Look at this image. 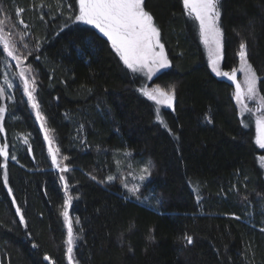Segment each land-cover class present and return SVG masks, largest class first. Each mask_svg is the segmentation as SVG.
<instances>
[{
	"label": "trees",
	"instance_id": "16d2710c",
	"mask_svg": "<svg viewBox=\"0 0 264 264\" xmlns=\"http://www.w3.org/2000/svg\"><path fill=\"white\" fill-rule=\"evenodd\" d=\"M0 5L70 169L64 177L73 197L77 264H264L263 151L243 124L234 85L208 65L182 0H145L172 62L151 84L176 89L175 111L162 116L178 140L154 120V103L138 91L142 78L123 65L98 29L77 23L60 31L66 17L78 13V0ZM221 10L222 70L238 67L245 41L264 95V0H221ZM4 57L0 48V87ZM12 96L15 102L0 99L8 106L0 145L9 151L8 185L0 169V264H69L61 173L19 89ZM127 150L151 161L145 190L159 199L152 196L151 208L128 198L118 181L106 180L116 171L117 152Z\"/></svg>",
	"mask_w": 264,
	"mask_h": 264
},
{
	"label": "snow or ice",
	"instance_id": "6c2138e0",
	"mask_svg": "<svg viewBox=\"0 0 264 264\" xmlns=\"http://www.w3.org/2000/svg\"><path fill=\"white\" fill-rule=\"evenodd\" d=\"M183 8L186 14L198 22L199 34L201 41L205 45L209 61L212 70L216 75L225 77L228 80L235 83V100L240 106L241 115L246 111L252 113L253 109L249 108L245 103V98L248 100L256 101L255 112L259 115L255 118L256 137L255 143L259 148L264 149V95H261L258 90V83L260 77L257 75L255 69L248 60V48L245 41H241L237 56L239 57V69L233 68L229 71H222L219 67L220 62L223 60L224 51V31L221 26V0H182ZM71 7V5H69ZM21 10H18V12ZM19 23L24 24L21 19ZM77 23H83L85 25H91L93 28L98 29L108 41L111 42L112 49L119 55L123 65L134 74H142L148 80H151L160 70L171 67L172 62L169 60L167 54L164 51V44L161 43L160 29L155 23L154 16L146 10L145 0H78V13L69 15L66 17L63 27L60 29L62 32L65 28H70ZM27 28L28 25L24 24ZM3 29L0 28V44L3 45V49L7 51L17 62L22 61L21 55H16L13 52L15 45L12 41L3 36ZM59 35V32L57 33ZM85 43L91 44L90 41L85 40ZM27 47V45H24ZM39 49V44L36 45ZM27 55H32L29 52ZM26 59V57H23ZM39 59V56L36 57ZM237 71L244 74V85L242 89L241 84L237 81ZM32 72L31 66L27 69L21 68L18 76L21 81V90L24 96L27 97V101L30 103L32 109L35 110L36 119L41 121V127H44V121L46 117L43 115L39 101L34 95L37 89L35 75H29ZM5 84L8 88L14 87V85L5 78ZM139 93L146 97L147 100L152 101L155 105L154 108V120L173 137V139H179L172 129L167 124L166 120L161 114V106H167L175 111L174 102L176 100V89L174 86L170 88L160 87L159 85L148 88L145 85H141L138 89ZM6 96L5 89L0 87V99ZM14 100V97H8ZM8 111V106L0 104V133L5 131L4 121L5 114ZM208 122H211L210 117H206ZM247 126V125H245ZM45 139L49 141V152L51 154L52 164L59 170L60 173L70 171L68 165H62L57 158L59 148L53 149L51 147L52 141L48 136V130H45ZM27 144V140L24 141ZM0 157H3V163L0 164L2 169V182L4 185H8L9 173H8V159L9 151L8 145H0ZM11 159L15 160L13 155ZM67 156H63V160H68ZM264 160V156L260 157ZM152 175L151 161H148L140 169V175L138 180L140 182L145 181ZM60 179L64 182V189L68 191V181L63 175ZM96 179L95 176L92 177ZM117 179V176L109 175L106 177L108 182H112ZM123 187L127 189L131 196H134L137 200H140L141 196V184L129 185L126 181L123 183ZM9 193L12 192L11 187L8 188ZM199 199V197H197ZM14 200V198H13ZM73 197L67 196L64 200L63 211L61 215L64 218L67 227L66 238V253L69 264H74L73 252L75 248V242L77 235L74 230L73 218L69 215L68 209L71 207ZM16 211L19 214V219L27 227L24 214L17 205ZM238 218V217H237ZM76 224H79V219L75 220ZM154 240V237H152ZM184 239L187 244L193 243V237L191 235H185ZM33 247L37 245L33 244ZM45 260H51V257L45 256ZM55 264V261H52Z\"/></svg>",
	"mask_w": 264,
	"mask_h": 264
},
{
	"label": "rangeland",
	"instance_id": "374dc122",
	"mask_svg": "<svg viewBox=\"0 0 264 264\" xmlns=\"http://www.w3.org/2000/svg\"><path fill=\"white\" fill-rule=\"evenodd\" d=\"M195 22H196V25H197V28H198V22L197 21H195ZM10 24L11 23H10L9 17L7 16V14L5 13V11L3 10V8L0 5V28L3 29V33L2 34H3V36L5 38H7V39H9L10 41L13 42V40H12L13 37L11 35L12 28H11ZM198 32H199V28H198ZM199 36H200V34H199ZM200 40H201V38H200ZM201 43H202L203 48H204V52H205V56H206V60L208 62V65L210 66V68L212 70V67H211V64H210V61H209L208 51H207V49H206V47H205V45L203 44L202 41H201ZM223 43H224V38H223ZM0 48L5 53V57H4V75H3V83H2V87L5 89V92H6V96L4 97V100L8 101V102H10V101L11 102H15V99L12 100V99H9L8 97H13L12 94L15 93L19 89V93L25 98L26 103L28 104V106H29L32 114L34 115L35 120H36V122H37V124H38V126H39V128H40V130L42 132V134H43V137H44V140H45V143H46V147H47V154H48V156H49V158L51 160V154L49 152V141L45 139V130L46 129L48 130L47 125H46V120L43 122L44 123V127L42 128L41 127V121L36 119L35 110L31 108L30 103L27 101V97L23 95L22 90H21L22 86H21V81H20V78L18 76V73L20 72L21 68H25V69L28 68L26 66V62L24 61L22 54L17 51L16 47L13 48V52L16 55H21L22 56V61L21 62H17L11 56H9L7 51H5L3 49V45L2 44H0ZM223 53H224V51H223ZM222 64H223V60L220 62V65H219L221 70H222ZM239 67H240V65L238 64V67L236 69H239ZM163 70L164 69L160 70L156 75H158ZM213 73L216 75V73L214 71H213ZM29 75H33L32 72L29 73ZM136 75L140 76L142 78L143 85L147 86L148 88L155 87L154 85L151 84V81L156 75L153 76L151 80H148L142 74H136ZM218 77H220V76H218ZM5 78H7V80L9 82H11L14 85V87L8 88L7 85L5 84ZM237 81L241 84V88L243 89L245 87V85H244V74L242 72H240V71H237ZM230 82L234 85V88H235V83L232 82V81H230ZM258 90H259V83H258ZM259 92H260V90H259ZM234 94H235V92H234ZM34 95H36V97H37V89H36V92L34 93ZM37 99H38V97H37ZM236 103H237V101H236ZM245 103L247 104V106L249 108L253 109V112L252 113H248V112L245 111L243 113V115H241L240 106L237 104L238 109H239V113H240V116H241V119L243 121L244 126L247 125L245 127L252 128L254 133H255V137H256V128H255V122L254 121H255V118L259 115V113L255 112V107H256V103L257 102L253 101V100H248L247 98H245ZM164 110H172V109L168 108L167 106H161V108H160L161 114H162V112ZM48 136H49V138L52 141L51 147L53 149L57 148L56 147V143H55V141H54V139L52 137V134L50 133L49 130H48ZM261 150L263 151V155L262 156H264V149H261ZM57 158H58V160H60L61 164L64 165V163H62V160H61V157H60L59 153L57 154ZM148 161H150L148 158H138V157L134 156L133 153L131 151H129V150L117 152V154H116V171H115L114 174H111V175L117 176V179L114 180V181H118L119 182L123 192L127 195L128 198H132L137 203H139V204H141L143 206L151 208L152 206H151V204H149V202H152L153 198L155 197L156 202L158 203L159 199L156 196L151 195L150 193H147V191L145 190V187H146L150 177L147 178L143 182H140L138 180V177L140 175V169ZM51 162H52V160H51ZM260 162H261V165H262V167L264 169V160L260 159ZM53 166H54V168L56 170H58L55 167V165H53ZM65 173L66 172L61 173V175L65 176ZM125 181L130 186L133 185V184H137V183L141 184L140 200H137L134 196H131L128 193L127 189H125L123 187V183ZM63 186H64V182H63ZM70 189L71 188H70V186L68 184V191H67V193L65 192L66 199H67L68 195H71ZM64 191H65V189H64ZM152 196H154V197H152ZM71 206H72V204H71ZM70 209H71V207L68 209L69 215H70ZM64 224H65V227H66L65 221H64ZM66 232H67V227H66ZM77 245H78V241L76 239L75 248L77 247ZM75 248H74V250H75ZM73 257H74V252H73ZM74 264H77L75 262V258H74Z\"/></svg>",
	"mask_w": 264,
	"mask_h": 264
}]
</instances>
